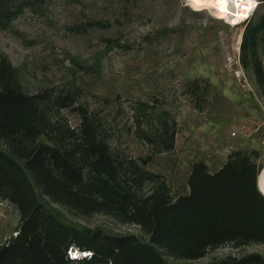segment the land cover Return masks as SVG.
I'll return each mask as SVG.
<instances>
[{"label":"trees","instance_id":"1","mask_svg":"<svg viewBox=\"0 0 264 264\" xmlns=\"http://www.w3.org/2000/svg\"><path fill=\"white\" fill-rule=\"evenodd\" d=\"M47 3L0 0V27L25 8L43 12ZM261 3L246 20L240 63L264 87ZM111 23L92 18L82 27ZM189 83L200 106V80ZM80 93L52 86L29 91L10 58L0 55V198L19 213L16 233L0 243V264H170L166 255L200 258L227 243L264 244V193L258 186L263 167L255 150H233L215 171L204 159L195 160L188 192L174 196L166 175L149 169L147 156H134L122 144L114 117L87 102L77 103ZM160 104L157 97L132 100L128 127L153 154L172 150L178 131L175 116ZM66 107L81 116L78 125L71 124ZM40 194L76 214L116 215L139 225L148 239L64 222ZM205 264H264V254L250 251Z\"/></svg>","mask_w":264,"mask_h":264},{"label":"rangeland","instance_id":"2","mask_svg":"<svg viewBox=\"0 0 264 264\" xmlns=\"http://www.w3.org/2000/svg\"><path fill=\"white\" fill-rule=\"evenodd\" d=\"M92 18L112 23L85 30L82 23ZM245 26L246 21L231 25L217 18L210 8L194 12L183 0H48L43 12L25 8L0 27V55L10 58L27 90L78 88L77 103L87 102L114 117L122 144L134 156H147L146 166L166 175L174 196L188 192L195 160L204 159L215 171L235 149L256 151L264 192V87L240 63ZM192 79L200 80L202 107L188 89ZM95 94L110 102L97 101ZM155 97L175 116L178 131L172 150L153 154L128 127L132 100ZM64 112L71 124L80 123L71 107ZM40 198L64 222L148 239L139 225L116 215L76 214L47 196ZM17 225L10 226V234ZM250 251L264 254V244L227 243L200 258H165L170 264H205Z\"/></svg>","mask_w":264,"mask_h":264},{"label":"built area","instance_id":"3","mask_svg":"<svg viewBox=\"0 0 264 264\" xmlns=\"http://www.w3.org/2000/svg\"><path fill=\"white\" fill-rule=\"evenodd\" d=\"M183 2L191 8H194L192 7L190 0H183ZM261 2L262 0H254V2H249V0H228L227 3L220 4L217 0H214L210 9H213V14L217 18L222 19L231 25H238L242 24L255 14ZM4 201L5 200L0 199V205H3ZM12 233L15 234L16 230ZM73 254L77 253L74 252Z\"/></svg>","mask_w":264,"mask_h":264},{"label":"crops","instance_id":"4","mask_svg":"<svg viewBox=\"0 0 264 264\" xmlns=\"http://www.w3.org/2000/svg\"><path fill=\"white\" fill-rule=\"evenodd\" d=\"M5 201L3 202V205H0V224H4L3 228L0 227V243L4 242L6 238L9 237L10 226L13 227L14 225H17L16 220L17 221L19 220L18 210L15 209L14 206L10 202L6 201L8 203L6 204ZM10 209L11 210L13 209V212L15 213L13 216L11 215L12 213ZM14 228L12 229L13 231L16 229Z\"/></svg>","mask_w":264,"mask_h":264},{"label":"bare ground","instance_id":"5","mask_svg":"<svg viewBox=\"0 0 264 264\" xmlns=\"http://www.w3.org/2000/svg\"><path fill=\"white\" fill-rule=\"evenodd\" d=\"M190 3L192 5V7L194 8H198V9H205V8H211L212 3H214V0H190ZM261 176V175H259ZM258 182H259V178H258ZM259 186H260V182H259Z\"/></svg>","mask_w":264,"mask_h":264},{"label":"snow or ice","instance_id":"6","mask_svg":"<svg viewBox=\"0 0 264 264\" xmlns=\"http://www.w3.org/2000/svg\"><path fill=\"white\" fill-rule=\"evenodd\" d=\"M217 2L220 4H225L228 2V0H217ZM249 2H254V0H249Z\"/></svg>","mask_w":264,"mask_h":264},{"label":"water","instance_id":"7","mask_svg":"<svg viewBox=\"0 0 264 264\" xmlns=\"http://www.w3.org/2000/svg\"><path fill=\"white\" fill-rule=\"evenodd\" d=\"M258 186H259V182H258ZM259 189L261 190V187L259 186ZM261 192H262V190H261ZM262 193H264V192H262Z\"/></svg>","mask_w":264,"mask_h":264}]
</instances>
